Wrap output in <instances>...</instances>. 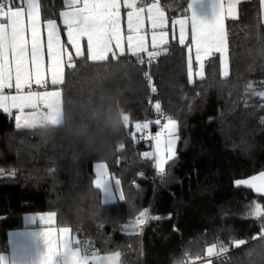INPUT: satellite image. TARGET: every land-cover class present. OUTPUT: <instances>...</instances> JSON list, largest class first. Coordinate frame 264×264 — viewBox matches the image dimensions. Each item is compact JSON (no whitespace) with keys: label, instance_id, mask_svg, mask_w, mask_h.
<instances>
[{"label":"trees","instance_id":"1","mask_svg":"<svg viewBox=\"0 0 264 264\" xmlns=\"http://www.w3.org/2000/svg\"><path fill=\"white\" fill-rule=\"evenodd\" d=\"M160 2L171 21L189 13V0ZM63 4L43 0V17L55 18ZM226 30L227 77L214 53L204 77L190 83L187 45L172 41L150 64L146 54L74 58L76 68L66 66L60 85L64 124L46 137L0 113V249H8V234L23 227L24 214L54 211L57 226L70 228L83 249L119 251L120 264H197L214 245L226 251L213 264H264V218L248 215L254 203L264 206V194L235 183L264 172L261 1H241ZM149 78L159 110L179 125L177 158L163 176L143 156L153 143L133 141L135 123L151 115ZM116 107L129 121L112 133L96 114ZM70 126L79 133L69 134ZM99 161L121 179L125 200L102 201L94 186ZM144 208L160 219L136 225Z\"/></svg>","mask_w":264,"mask_h":264},{"label":"snow or ice","instance_id":"2","mask_svg":"<svg viewBox=\"0 0 264 264\" xmlns=\"http://www.w3.org/2000/svg\"><path fill=\"white\" fill-rule=\"evenodd\" d=\"M194 2V0H193ZM264 2V0H262ZM20 6L8 7L0 2V109L10 112L17 111L16 126L18 128H34L43 117L55 125H63L62 93L60 90L47 91L49 78L53 86L62 85L65 80V64L69 69H75L73 57H84L82 42H86L87 59L93 62L108 61L109 55L113 59L123 56L125 42L129 52L134 56L147 53L149 62L161 55V49L168 44V20L159 0L150 4H143L142 0H123V6L128 9L126 24L128 35L125 37L122 28L121 0H64L65 10L60 13L63 26L66 29L68 44L74 52H67L60 38V28L55 20L46 22V44L42 35L40 0H18ZM138 3L141 6L138 7ZM240 0H234L224 7L222 0H217L215 18L212 22H205L193 12L190 17L179 19L173 23V39L176 38V25L179 26V42L184 44L187 39L188 27L191 25L192 43L195 48V59L199 64L196 73L201 79L204 77V60L213 52L221 54L223 75H229L228 43L225 31V14L233 19L237 14ZM188 9H192V2ZM150 23L151 46L148 51V32L145 20ZM45 48L47 50L48 65H45ZM187 62L189 82H192V47L188 49ZM140 63H144L143 58ZM147 75V73H145ZM33 85L45 89L34 91ZM5 89L15 90L14 95H6ZM156 91L155 88L152 89ZM264 96V93H261ZM157 110L160 104L155 105ZM43 109V110H42ZM46 110V111H44ZM129 121V116H125ZM127 123L125 126H127ZM159 131L152 135L149 123L135 125L136 132L141 133V139H151V151L143 153L144 158L153 162V166L160 176L165 173V166L177 158V143L180 140L179 125L170 116L165 123L155 120ZM133 133V138H135ZM123 147V145H121ZM2 172V170H0ZM113 183L106 172V165H98L94 186L104 188L105 184ZM237 185H246L257 193L264 194V172L250 179L236 180ZM114 184L120 185L115 179ZM121 199L125 200L122 190ZM249 216L261 221L264 218V206L254 203ZM152 219H160L153 216ZM56 213L48 212L40 215L39 220L44 225L55 222ZM149 219V211L144 208L136 217L135 224L142 225ZM127 227H131L128 225ZM71 229L61 227L57 233L54 229L42 231L39 235L43 239L46 251L40 258L39 264H118L120 252L99 257L95 252L89 253L80 246V240L70 237ZM264 234V225H262ZM237 246L244 241H237ZM221 252L226 249L221 248ZM215 245L207 249L209 257L218 255ZM3 261V258H0ZM209 264L211 262L209 261Z\"/></svg>","mask_w":264,"mask_h":264},{"label":"crops","instance_id":"3","mask_svg":"<svg viewBox=\"0 0 264 264\" xmlns=\"http://www.w3.org/2000/svg\"><path fill=\"white\" fill-rule=\"evenodd\" d=\"M241 1H243V0H240V2ZM260 1H261L262 20L264 22V2H262V0H260ZM142 2H143V4H150V3L156 2V0H142ZM191 2H192V9L191 10L189 9V13L187 15L181 16V17L176 18V19L171 21L168 17L167 12L162 7L161 2L159 0L160 6L164 9L165 15H166L167 20H168V26L165 29L168 32V44L171 43L172 41H178L179 42V26L178 25H176V38L173 39V23H174V21L179 20V19H183L186 17H190L193 12L197 16V18H199L205 22H212L214 20V18H215V7L217 4V0H194V2H193V0H189V3H191ZM233 2H234V0H222V3H223L225 8H227L229 3H233ZM42 3H43V0H40V4H41V8H40L41 28H42V35H43V38L45 40V44H46L45 25L49 19H52V20L56 21L57 25L60 28V38H61L63 45L66 48V51L67 52H74V49L72 48V46L68 44L67 32H66L65 27L63 26L62 17L60 16V13L65 10V4H63V6H61L58 9V15L55 18L52 17V18L45 19L43 17V14H42ZM238 5H237V13H238ZM17 6H20V4L17 3L15 5H11L8 7H17ZM139 6H141V3H138V7ZM127 11H128V9H126L123 6V0H121L122 28L124 29L125 37L128 35L127 24H126V13H127ZM236 16H237V14H236ZM227 18H232V17L228 16L227 13L225 14L226 35H227V30H226ZM145 29L148 32V37H147L148 38V51H153L154 49L151 46L150 23L147 21V19L145 20ZM82 44H83L84 52H85L84 57H87L86 42H82ZM184 44L187 45V52H188L189 47H192L193 61H194V66L196 67L197 62H196L195 57H194L195 48H194L193 43H192V32H191V25L190 24L188 27L187 39L185 40ZM124 47H125V53L124 54H131L128 50L126 42H125ZM214 53H217V52H213V54ZM143 54L147 55V53H140L139 56H143ZM109 57H111V54L109 55ZM209 57H207V58H209ZM74 58H81V57H75L74 56L73 59ZM207 58H205L204 61H206ZM204 64H205V62H204ZM45 65H46V67L48 65V57H47L46 48H45ZM66 66H67V64H65V69H66ZM33 90L34 91H44L45 89H42L36 85H33ZM56 90H60L62 93L60 85H57V86L51 85L50 78H49V84H48L47 91H56ZM5 94L6 95H14L15 90L5 89ZM61 100H62V96H61ZM62 110H63V103H62ZM44 111H46V110H44ZM0 113L5 114L6 112H4L3 109H0ZM10 113H14L13 119H14V123L16 126L15 117L17 115V111L15 109H11ZM16 128H18V127L16 126ZM18 129H22V128H18ZM256 176H258V174ZM46 213H48V212H36V213L24 214V216H23V227L13 229L8 234V241H9L8 242V249L4 250V251L0 249V258H3V261H0V264H39L41 256L46 251V246L43 242V239L40 237L39 234L42 231H47L49 229H54L58 233L59 229L61 228V227L57 226L56 219H55V222L53 224L44 225L39 220V216L46 214ZM70 237L75 238V236L71 232H70Z\"/></svg>","mask_w":264,"mask_h":264},{"label":"rangeland","instance_id":"4","mask_svg":"<svg viewBox=\"0 0 264 264\" xmlns=\"http://www.w3.org/2000/svg\"><path fill=\"white\" fill-rule=\"evenodd\" d=\"M179 18V17H178ZM219 55H220V57H221V54L220 53H218ZM195 52H194V57H195ZM188 57H189V52H188ZM191 57H192V67H193V76H192V81H194L195 80V78H198V75H196V73L198 72V70H199V64H198V62L196 63L197 65H196V67L194 66V61H193V53L191 52ZM208 59V58H207ZM196 60V59H195ZM205 62V61H204ZM205 65V64H204ZM228 69H229V72H230V63H229V53H228ZM221 70H222V75H223V64H222V62H221ZM223 77H225L224 75H223ZM63 116H64V114H63ZM175 120V119H174ZM65 121V120H64ZM139 124H141V125H143L144 123H147V121H143V122H138ZM64 124V123H63ZM137 123H135V125H136ZM134 131L136 132V129H135V126H134ZM158 132V131H157ZM138 132H136V134H137ZM135 134V135H136ZM152 149H150V150H148V151H151ZM177 150H178V143H177ZM101 164H103V165H106V172H107V174H108V176L112 179V182L113 183H107V184H105V186H104V188H102L101 189V193H102V201L104 202V203H111V202H116V201H121L122 199H121V192H120V190H122L123 191V187H122V183H121V179L119 178V177H117V176H115V175H112L111 173H110V170H109V167H108V165H107V163L106 162H103V161H99V162H97L96 164H95V179H96V174H97V170H98V165H101ZM166 167H167V165L165 166V169H166ZM259 175V174H258ZM251 178V177H250ZM250 178H248V179H250ZM95 179H94V181H95ZM115 179H119L120 180V185L118 186V185H116V184H114V181H115ZM124 192V191H123ZM210 247H212V246H210ZM216 247V246H215ZM216 251L217 252H220V250L216 247ZM93 252H95L99 257H105V256H108V255H112L111 253H109L108 255L107 254H102V253H100V252H98V251H93ZM216 256H218V255H216ZM215 255H213V256H211V257H209L208 255H207V250H206V255H205V257L204 258H202L203 260L202 261H198L199 259H196L195 261H198V263L197 264H209V261L211 262V264H213V258H215L216 257ZM119 261H120V259H119Z\"/></svg>","mask_w":264,"mask_h":264},{"label":"clouds","instance_id":"5","mask_svg":"<svg viewBox=\"0 0 264 264\" xmlns=\"http://www.w3.org/2000/svg\"><path fill=\"white\" fill-rule=\"evenodd\" d=\"M126 115L128 114L123 110L122 107H116L107 109L103 112V114L97 113L96 118L101 120V124L104 129L112 133H118L119 130L127 123L125 120ZM56 126L58 125H55L49 120L41 117L36 129L38 134H40L42 137H46ZM67 131L69 134H78L80 129L70 126Z\"/></svg>","mask_w":264,"mask_h":264},{"label":"built area","instance_id":"6","mask_svg":"<svg viewBox=\"0 0 264 264\" xmlns=\"http://www.w3.org/2000/svg\"><path fill=\"white\" fill-rule=\"evenodd\" d=\"M0 2H5L7 4V6H11V5L17 4L18 0H0ZM151 62H149V58L146 61V63H148V64H150ZM149 87H150V96H149L148 102L151 105L152 111H151V115H150V117L148 119L149 129L147 131H150L152 135H155L157 133V131H159L158 126L155 124V120L160 119L161 123L163 124V123L166 122V118L169 117V115L167 114V112L162 111V110H157L155 108V105H156L155 96L157 95V91H155V92L152 91V89L154 87H153L151 78H149ZM6 116H14V114L8 112V113H6ZM141 135H142L141 133L138 134L133 140L134 144L136 146H139L141 144H145V145H149L150 144L151 145L153 143L151 141V139H141ZM157 175H159V174L157 173ZM150 217H153V216H152L151 212L149 211V218ZM118 264H120V261L118 262Z\"/></svg>","mask_w":264,"mask_h":264}]
</instances>
